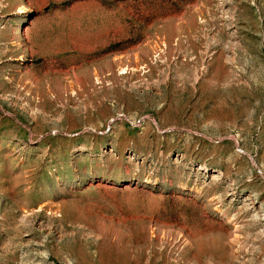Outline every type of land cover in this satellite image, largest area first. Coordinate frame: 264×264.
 Instances as JSON below:
<instances>
[{
	"label": "rangeland",
	"instance_id": "rangeland-1",
	"mask_svg": "<svg viewBox=\"0 0 264 264\" xmlns=\"http://www.w3.org/2000/svg\"><path fill=\"white\" fill-rule=\"evenodd\" d=\"M0 264H264V0H0Z\"/></svg>",
	"mask_w": 264,
	"mask_h": 264
}]
</instances>
